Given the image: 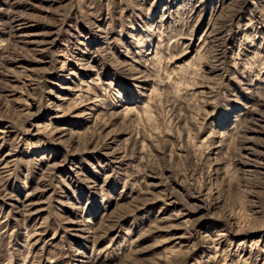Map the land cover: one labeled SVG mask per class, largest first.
Returning <instances> with one entry per match:
<instances>
[{
  "label": "rangeland",
  "instance_id": "1",
  "mask_svg": "<svg viewBox=\"0 0 264 264\" xmlns=\"http://www.w3.org/2000/svg\"><path fill=\"white\" fill-rule=\"evenodd\" d=\"M0 264H264V0H0Z\"/></svg>",
  "mask_w": 264,
  "mask_h": 264
},
{
  "label": "bare ground",
  "instance_id": "2",
  "mask_svg": "<svg viewBox=\"0 0 264 264\" xmlns=\"http://www.w3.org/2000/svg\"><path fill=\"white\" fill-rule=\"evenodd\" d=\"M21 26H22V25H21ZM23 26H24V25H23ZM23 26H22V27H23ZM26 26H27V25H26ZM36 127H37V128H39V127H40V125L38 124ZM10 161H11V160H10ZM4 168H5V167H4Z\"/></svg>",
  "mask_w": 264,
  "mask_h": 264
}]
</instances>
